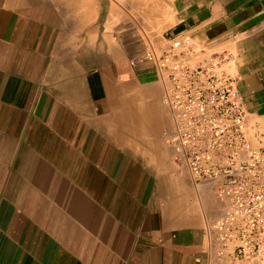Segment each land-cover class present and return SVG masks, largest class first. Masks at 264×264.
I'll return each instance as SVG.
<instances>
[{
	"label": "crops",
	"instance_id": "0c3cea01",
	"mask_svg": "<svg viewBox=\"0 0 264 264\" xmlns=\"http://www.w3.org/2000/svg\"><path fill=\"white\" fill-rule=\"evenodd\" d=\"M174 35L231 54L262 127L264 0H0V264H204L219 203L129 62Z\"/></svg>",
	"mask_w": 264,
	"mask_h": 264
},
{
	"label": "built area",
	"instance_id": "2783aa9c",
	"mask_svg": "<svg viewBox=\"0 0 264 264\" xmlns=\"http://www.w3.org/2000/svg\"><path fill=\"white\" fill-rule=\"evenodd\" d=\"M199 51L190 38L174 35L129 62L148 64L161 86L175 164L194 186L210 185L220 203V215L204 224V264H264V125L247 121L228 71L231 54L198 57Z\"/></svg>",
	"mask_w": 264,
	"mask_h": 264
},
{
	"label": "rangeland",
	"instance_id": "374dc122",
	"mask_svg": "<svg viewBox=\"0 0 264 264\" xmlns=\"http://www.w3.org/2000/svg\"><path fill=\"white\" fill-rule=\"evenodd\" d=\"M250 124H252V123H250ZM212 194H213V193H211V195H212ZM212 196H213V195H212ZM218 203H219V202H218ZM220 213H221V206H220V203H219V212H218L215 216H212V218L207 217V219L212 220V219L216 218L217 216H219ZM205 221H206V220H205Z\"/></svg>",
	"mask_w": 264,
	"mask_h": 264
}]
</instances>
